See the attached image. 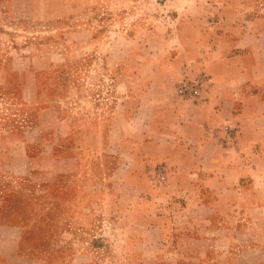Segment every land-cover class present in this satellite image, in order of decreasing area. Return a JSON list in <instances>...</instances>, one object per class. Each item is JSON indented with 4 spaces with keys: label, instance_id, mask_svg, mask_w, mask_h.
I'll use <instances>...</instances> for the list:
<instances>
[{
    "label": "rangeland",
    "instance_id": "rangeland-1",
    "mask_svg": "<svg viewBox=\"0 0 264 264\" xmlns=\"http://www.w3.org/2000/svg\"><path fill=\"white\" fill-rule=\"evenodd\" d=\"M68 1L72 7L66 17V0H0V133L7 130L0 153L8 156L14 148L23 153L20 162L7 158L4 165L21 172L18 188L1 177L0 189L6 194V216L20 220L27 243L53 263H66V186L82 183L103 193L110 186L125 187L124 179L110 176L115 160L108 155L121 156L120 146L102 154L103 166L95 151L106 146L104 119L112 105L136 96L150 75L152 94L170 89L178 96L180 70L191 75L203 70L192 66L193 43L204 39L201 32L223 21L251 23L248 14L260 6L258 0ZM36 118L42 130L35 128ZM68 153L76 156V163L66 162ZM160 163L168 169L163 181L157 176ZM160 163L147 174L154 189L163 191L171 167ZM66 169L73 174L66 175ZM101 201L107 206L87 213V225L81 226V235L88 238L78 243L87 251L82 258L97 264H138L127 259L124 243L116 237L126 225L114 227L110 221L112 214L122 218L126 211L110 209L105 195ZM248 213L260 220L255 232L263 235L264 210ZM232 258L230 264H248L254 258L264 264V254L254 251ZM208 261L194 259L192 264Z\"/></svg>",
    "mask_w": 264,
    "mask_h": 264
},
{
    "label": "crops",
    "instance_id": "crops-1",
    "mask_svg": "<svg viewBox=\"0 0 264 264\" xmlns=\"http://www.w3.org/2000/svg\"><path fill=\"white\" fill-rule=\"evenodd\" d=\"M258 3L248 14L251 23L214 24L201 32L202 41L193 43L192 66L198 64L210 78L200 101L182 100L170 89L152 94L150 75L136 96L112 105L104 119L106 146L95 151L103 166L102 154L120 146L126 156L108 155L115 160L110 176L124 179L125 187L110 186L103 193L82 183L66 186V263L51 262L35 244L27 243L21 221L6 216V194L0 189V264H97L82 258L87 251L78 243L88 240L81 235L87 213L107 206L103 195L110 209L126 211L122 218L112 214L110 221L114 227L126 225L116 237L124 243L127 259H137L138 264H164L172 257L177 258L174 264H192L194 259L230 264L245 251L264 254V234L255 232L261 222L248 213L264 210V0ZM71 7L66 0V17ZM166 73L172 77L169 68ZM37 120L35 128L42 130ZM225 124L235 131L231 139L223 135ZM6 131L0 133L2 143ZM22 154L17 148L8 156L0 153V180L9 178L14 189L21 172L4 165L7 158L20 162ZM70 161L76 163L77 158L68 153ZM162 161L171 173L160 191L152 186L147 169ZM73 172L66 169L68 176Z\"/></svg>",
    "mask_w": 264,
    "mask_h": 264
},
{
    "label": "built area",
    "instance_id": "built-area-1",
    "mask_svg": "<svg viewBox=\"0 0 264 264\" xmlns=\"http://www.w3.org/2000/svg\"><path fill=\"white\" fill-rule=\"evenodd\" d=\"M210 86V78L200 70L191 75L185 69L180 70V78L176 81V94L185 101L196 103L202 99V93L208 90ZM224 137L231 139L235 135L233 127L229 124L223 126ZM159 180L163 181L168 173V169L164 163H160L156 167Z\"/></svg>",
    "mask_w": 264,
    "mask_h": 264
}]
</instances>
